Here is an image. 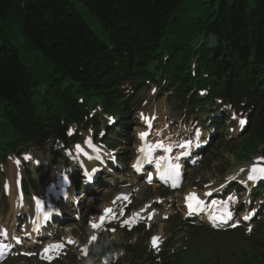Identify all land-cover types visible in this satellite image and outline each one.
Listing matches in <instances>:
<instances>
[{
    "label": "trees",
    "instance_id": "16d2710c",
    "mask_svg": "<svg viewBox=\"0 0 264 264\" xmlns=\"http://www.w3.org/2000/svg\"><path fill=\"white\" fill-rule=\"evenodd\" d=\"M0 42V154L123 120L125 84L251 109L243 153L264 145V0H0Z\"/></svg>",
    "mask_w": 264,
    "mask_h": 264
},
{
    "label": "rangeland",
    "instance_id": "374dc122",
    "mask_svg": "<svg viewBox=\"0 0 264 264\" xmlns=\"http://www.w3.org/2000/svg\"><path fill=\"white\" fill-rule=\"evenodd\" d=\"M17 35L13 34L12 37L5 38L6 43L7 40L13 42L15 45L17 44ZM132 95V94H131ZM130 116L128 117L130 125L134 126L131 131L127 132V140L120 143L118 150V156L120 157V161L126 160L128 162L129 158L132 159L134 146L132 144L135 141V131L138 128L139 124L137 121V112L138 111H149L156 118V128L160 134L165 136L170 135L175 139L185 138V137H192L194 132H202V127L200 126L201 123L199 119L196 117L185 118L184 115L181 113L174 111L168 100L166 99V95L162 94V92H154V94H149V92H139L135 95H132V98L128 102ZM227 110V107L223 109V112ZM214 117V116H213ZM156 131V129H155ZM212 132V131H211ZM220 132V134H213V141L211 144V148H208L203 154V159L201 160L200 164L197 165L194 169L190 170L184 178V185L182 192L172 194L170 197H167L166 200L174 201V206L172 210L168 211V214H173L177 209L178 201L180 200V196L184 194L186 191H194L196 189H210L214 188L215 185H218L222 182H226V178L230 175L239 174L242 175L249 164H252L254 161H261V156L259 154L253 155L250 157L249 160L238 159V147L240 143L244 140L240 134L238 129L237 122L234 125L225 126ZM78 135L81 138L80 145L84 143H91V141L98 142L102 137V134H98L94 136L88 131L80 130ZM206 138H212V134L207 135ZM103 144V143H101ZM54 143H50L46 148H48V152L46 153L44 149L37 150L34 148H30L26 150V153L22 155L23 157H31L30 160L23 159L24 162L18 161L19 167L15 170V176L17 179H24V181H30L31 178H35L38 176L37 172H34V169L31 165L34 161H40V163L47 161H54L55 154L52 151H56V154H60L54 166H52V170L54 172L62 170V164L65 165L67 162L64 157H62V152H60L58 147H53ZM100 149V156L102 155L104 158H108L110 153L106 151L102 146H97ZM69 151L72 152V146L69 148ZM238 155L236 156V154ZM64 156V155H63ZM73 157V156H72ZM209 157L215 159V162H212ZM11 157H7L4 161V165H0V183L5 178H11L8 174V165L9 159ZM239 160V161H238ZM210 161V165L207 162ZM123 163V162H122ZM24 164L29 167H24ZM129 163H123L122 168L124 172H117L115 173V177L111 179L113 181V185L109 190L99 192L95 194L93 201L91 204L87 205L86 201L80 203L82 209H86L83 213V219L80 222H76L74 226H72V231L70 228L65 229L62 231L57 237V242L62 244L68 237L78 238L79 241L86 240L85 233H86V226L84 224L88 223L90 215H95L101 207L108 206L111 202L112 197L116 193L122 192H131L130 186L134 185L131 184L130 181L132 180L131 174L129 172ZM209 166V167H208ZM11 167V165H10ZM213 168V169H212ZM12 169V176L14 174L13 167ZM56 171H55V170ZM29 173H26L28 172ZM49 169L50 174L54 176V172ZM140 184L137 183L134 185L133 188L139 186ZM37 186V185H36ZM132 188V189H133ZM139 188V187H138ZM239 191V190H238ZM218 192V191H216ZM242 195L245 194H236V199H234L235 203L232 202V206L235 212H239L241 209H245L246 207L243 206L240 202ZM157 196H163V194L158 191L156 188H147L142 189L136 194V199L131 197V203L135 204L136 207L139 206L143 201L154 199ZM232 197V196H231ZM238 198V201H237ZM14 199V198H13ZM11 199L9 200L3 197L0 190V224L7 223L8 218L11 216V206L8 204ZM7 207V211L6 208ZM103 210V209H102ZM159 211V210H158ZM98 214V213H97ZM261 221H264L261 218ZM260 222H255L251 226V230H255L257 224ZM171 228V229H170ZM161 229L164 231L166 229L172 230L176 233L178 242L181 243L182 246L186 248V251L182 249L179 255V260L177 261L179 264H200L203 262L207 264L210 260V257L218 256L221 260H224L225 263H232L235 260L242 258L243 251L248 245L249 237H247L246 233L249 232L248 228L242 227L243 232L242 236L236 235H229V234H220V233H211L203 228H196L190 229L185 223L181 222V218L178 217L173 221H168L161 226H159V231ZM186 229V230H185ZM158 231V232H159ZM68 232L73 233L75 236H68ZM167 233V231H164ZM254 232V231H253ZM140 234L135 231H128L125 230L124 232H118L111 237L110 242L112 245L117 246L119 249L117 252L122 257L124 254L123 250H120L123 246H135L139 245L140 251H143L146 248L147 242L145 240L140 241ZM105 237H102L103 240ZM116 252V253H117ZM66 255L68 257L67 260L64 261V264H84L85 259L80 258L79 253L77 251H69L66 249ZM125 255V254H124ZM148 258H152L150 253L147 251ZM240 256V257H239ZM239 257V258H238ZM37 260V259H36ZM35 259H31V261H24L19 262L15 258L8 259L4 264H35ZM171 259V264H172ZM38 261V260H37ZM39 262V261H38ZM37 262V264H39ZM58 264V263H56Z\"/></svg>",
    "mask_w": 264,
    "mask_h": 264
},
{
    "label": "snow or ice",
    "instance_id": "6c2138e0",
    "mask_svg": "<svg viewBox=\"0 0 264 264\" xmlns=\"http://www.w3.org/2000/svg\"><path fill=\"white\" fill-rule=\"evenodd\" d=\"M142 119H144L143 116H142ZM152 119H154V118H152ZM239 123H240L241 127H243L246 124V121L245 120H240ZM146 126L149 127V129L151 128V124L147 120H146ZM147 135H148L147 132L141 133L140 134V139L144 140L147 137ZM157 135H159V133H157ZM196 135H197V137L199 136V131L198 130H197ZM178 146L180 148H182V149H187L189 147V144L182 143V144H180ZM158 148H163L164 151H166V152H170L171 151V148L165 147L162 143L149 145L147 149L142 147L139 151L141 153H143L146 158H148L147 162H152L150 160V158H149L150 157V152L154 151L155 149H158ZM77 151H79V148L77 149ZM97 151H99V150L97 149ZM187 154H188L187 152L183 153V155H187ZM96 158L98 159L99 157H96ZM25 159H29L30 160L32 158L31 157H25ZM179 159H180L179 155L175 157V160L178 161ZM143 162H144L143 160L140 161V163H143ZM155 163L157 164V167H159L160 164H161V161L160 160H156ZM179 168H180V166H179L178 163L177 164H167L165 166V171H164L163 175L169 176L171 174H174L176 177H178L179 176ZM89 179H91V176H89ZM248 180L249 181H254V182L255 181H264V168H260V167L251 168L250 169V174L248 175ZM63 183L65 185H67V183H68V177L67 176L64 177ZM172 186L173 187H177L178 184L174 181ZM205 195H209L210 196L211 193H205ZM185 199H186V201H189V203L187 204V207L189 209V214H199L201 212L206 211V208L215 209L216 207H218V205L216 204L215 201L211 205L205 206V204L202 201H200L199 199H197V197L194 194H190ZM233 203H235V201H233ZM42 207H43V205H42L41 201L37 200L36 201V208H37V212L38 213H41ZM219 207H222L225 210L224 211V215L223 216H217L213 212V214L210 216V219H212L214 221H218L221 224H227L232 219L233 214L231 212L227 211V207H228L227 203L219 205ZM49 211H51V210H49ZM111 211H112L111 209H106L104 215H102L100 217V222L92 224L91 227L93 229L99 228L101 226V224H103L105 222L106 218L111 214ZM122 214L123 213L121 212V215ZM250 218L251 217H249V216L244 217L245 220L250 219ZM43 219L47 220L48 219V214H43ZM148 219H151V215L148 217ZM33 223L38 225L39 221L37 220V221H34ZM125 223H131V221H125ZM231 226L232 227H237L236 224H232ZM249 231H251V229H249ZM7 235L8 234H7L6 231L0 230V237H3V238L6 239ZM95 239H96L95 236L91 237L90 242L95 241ZM157 241H158V238L154 237L153 240H152L153 248H156L158 246L157 245ZM19 242H20L19 240H16V243H19ZM68 243H72V242L68 241ZM8 248H9V245L0 242V255L5 254L8 251ZM62 248H63V245H61V244L49 245L48 247H46L44 249V251L41 254V256H42V258H45V257H47V254L49 252H51V251H60ZM82 252L84 254H87V249H82Z\"/></svg>",
    "mask_w": 264,
    "mask_h": 264
},
{
    "label": "bare ground",
    "instance_id": "6f19581e",
    "mask_svg": "<svg viewBox=\"0 0 264 264\" xmlns=\"http://www.w3.org/2000/svg\"><path fill=\"white\" fill-rule=\"evenodd\" d=\"M157 132V131H156ZM165 137V138H164ZM163 138H161L162 140L161 141H156V140H154L155 142L154 143H152L151 145H154L155 143H157V142H160V143H162L163 144V142L164 141H169L168 140V136L167 135H165ZM148 141V140H147ZM165 147H168V148H170L171 147V144L170 143H167V144H163ZM177 149V148H176ZM163 158H164V156L163 155H158V157L156 158V160H160V161H162L163 160ZM75 161H76V164L78 163V162H80V163H83V164H86V165H88L87 163H85L84 161H82L81 159H79V157H78V154H76V156H75ZM11 167H16V164H12L11 165ZM60 172V171H59ZM133 182H135V179L133 180ZM156 185H154V187H155ZM8 194H9V197H10V199H11V207H12V209L14 210L16 207H18L19 206V203L16 201V199H13V197H11V195H10V189L8 190ZM127 197V196H126ZM216 202V203H218L219 201L216 199V200H213L212 202ZM104 210V207L103 208H101V210L98 212V216H99V214ZM135 214H137V213H135ZM98 216H96V218L98 217ZM69 240V239H68ZM4 241V240H3Z\"/></svg>",
    "mask_w": 264,
    "mask_h": 264
},
{
    "label": "clouds",
    "instance_id": "9594fccd",
    "mask_svg": "<svg viewBox=\"0 0 264 264\" xmlns=\"http://www.w3.org/2000/svg\"><path fill=\"white\" fill-rule=\"evenodd\" d=\"M213 37H215V36L213 35ZM216 42H217V40H216V37H215L213 43H212L210 46L215 45ZM94 251H95L96 253H98V252L100 251V249H99V248H96V249H94ZM87 264H94V262H93V260L89 259V260L87 261Z\"/></svg>",
    "mask_w": 264,
    "mask_h": 264
}]
</instances>
